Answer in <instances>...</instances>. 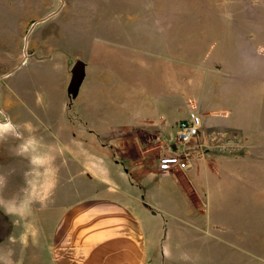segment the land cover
<instances>
[{
    "label": "rangeland",
    "instance_id": "1",
    "mask_svg": "<svg viewBox=\"0 0 264 264\" xmlns=\"http://www.w3.org/2000/svg\"><path fill=\"white\" fill-rule=\"evenodd\" d=\"M247 47L264 56V0H0V125L15 126L0 129V177L8 194L32 186L37 172L47 178L54 169L64 171L56 178L59 194L72 192L75 198L93 190L100 182L83 174L86 160L94 170L116 174L102 146L105 138L127 120L133 124L156 114L165 96L176 97L171 90L196 89L199 83L204 91L209 74L219 87H239V80L215 75L209 66L223 59L239 68ZM206 55L211 58L196 72ZM78 60L87 77L75 95L69 85ZM123 105L135 115L120 112ZM135 130L137 150L143 144L146 153L159 157L163 136ZM33 137L34 146L19 155L20 145ZM247 162L228 178L234 187L228 199H262L255 163ZM181 182L193 194L183 176ZM202 184L207 194L209 185ZM216 199H225V192ZM252 212L247 219L256 217ZM208 215L207 208L202 217ZM189 238L185 249L193 252ZM256 242L249 243L252 249ZM212 243L218 255L234 250L219 239ZM208 248L205 238L196 246L202 253ZM231 264L264 263L247 256Z\"/></svg>",
    "mask_w": 264,
    "mask_h": 264
},
{
    "label": "crops",
    "instance_id": "2",
    "mask_svg": "<svg viewBox=\"0 0 264 264\" xmlns=\"http://www.w3.org/2000/svg\"><path fill=\"white\" fill-rule=\"evenodd\" d=\"M209 58L211 55L201 58L205 61L197 65L196 72ZM210 62L215 75H230L239 80V87H219L217 77L210 79L209 74L204 91L199 83L196 89L171 90L176 97L165 96L157 103L161 108L153 110L156 114L121 124L102 141L103 148L110 151V165L116 174L110 169L94 170L87 160L84 164L83 174L100 182L93 190L75 198L72 192L59 194L61 184L56 178L64 171L57 169L48 170L47 178L37 172L32 186L22 185L11 194L3 180L0 264H217L218 259L231 264L242 263L247 256L264 263V247L259 243L264 241V56L261 49L254 54L247 47L236 63L239 68L228 67L233 62L223 59ZM85 77L84 65L80 87ZM119 111L135 115L127 105ZM191 112L200 116L202 127L198 141L185 150L190 153L188 167L161 171L155 153H146L143 144L137 150L135 129L156 132L166 141L172 133L170 127ZM222 134L237 135L241 145L237 154L217 147ZM248 160L255 163L262 199H228L227 193L234 190L228 178ZM181 176L193 194L184 188ZM203 182L209 185L207 194ZM223 182L219 187L216 184ZM224 192L225 199L217 200ZM5 207L13 215L5 214ZM207 208L208 217H202ZM251 209L256 217L250 220L246 215ZM190 236L193 252L185 249V237ZM201 237L209 241L204 253L196 249ZM218 239L234 250L218 255L211 244ZM254 239L258 246L252 249ZM237 250L241 254H236ZM243 255L245 259L239 260Z\"/></svg>",
    "mask_w": 264,
    "mask_h": 264
},
{
    "label": "built area",
    "instance_id": "3",
    "mask_svg": "<svg viewBox=\"0 0 264 264\" xmlns=\"http://www.w3.org/2000/svg\"><path fill=\"white\" fill-rule=\"evenodd\" d=\"M175 131L169 134L162 145L159 156V168L161 171H170L176 167H188L190 153L179 150L180 146H189L199 138L202 122L196 112L176 123ZM217 147L229 154H237L240 151V139L236 135H220Z\"/></svg>",
    "mask_w": 264,
    "mask_h": 264
},
{
    "label": "clouds",
    "instance_id": "4",
    "mask_svg": "<svg viewBox=\"0 0 264 264\" xmlns=\"http://www.w3.org/2000/svg\"><path fill=\"white\" fill-rule=\"evenodd\" d=\"M14 127L15 126L13 124H11V122L7 123L6 125H0V129H3V128L13 129ZM25 127L28 130H30V131L32 130V125L30 123H26L25 124ZM0 139H3V136H0ZM35 142L36 141H35V138L34 137L33 138H29L24 144L20 145V151L18 152V154L19 155H22L25 152H27L29 150V148H31L32 146H34ZM32 162L35 163V160H33ZM3 180H4V178L3 177H0V183H3ZM3 211L5 212V214H7L9 216L10 215H13V213L10 212L7 207H5L3 209ZM183 259L187 261L189 259V257L187 255H185L183 257Z\"/></svg>",
    "mask_w": 264,
    "mask_h": 264
},
{
    "label": "water",
    "instance_id": "5",
    "mask_svg": "<svg viewBox=\"0 0 264 264\" xmlns=\"http://www.w3.org/2000/svg\"><path fill=\"white\" fill-rule=\"evenodd\" d=\"M43 20L45 19H42L41 21ZM83 75H84V64L81 60H78L76 61V63L74 64L72 68V78H71V82L69 85V89L73 91L75 95L78 92V88L83 78Z\"/></svg>",
    "mask_w": 264,
    "mask_h": 264
}]
</instances>
